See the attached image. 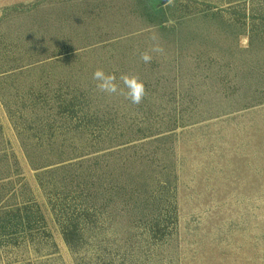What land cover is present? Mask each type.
I'll use <instances>...</instances> for the list:
<instances>
[{"label":"rangeland","instance_id":"rangeland-1","mask_svg":"<svg viewBox=\"0 0 264 264\" xmlns=\"http://www.w3.org/2000/svg\"><path fill=\"white\" fill-rule=\"evenodd\" d=\"M97 69L124 94L97 91ZM0 72V189L36 202L50 237L0 239V264H264V0H0ZM69 88L117 121L102 138L64 127ZM173 133L165 155L147 147L170 175L171 234L126 213L71 251L36 173Z\"/></svg>","mask_w":264,"mask_h":264},{"label":"trees","instance_id":"trees-1","mask_svg":"<svg viewBox=\"0 0 264 264\" xmlns=\"http://www.w3.org/2000/svg\"><path fill=\"white\" fill-rule=\"evenodd\" d=\"M49 55H33L38 58H31L24 66L20 65L21 67L10 72L27 70L64 54ZM62 59L65 60L66 57ZM69 92H74V96ZM69 92L59 104L66 108L58 115L63 120L74 122V126L64 127L68 132L73 130L85 133L90 138H102L103 129L117 122L111 112L107 113V116L110 115L107 120H102L93 105L89 90L71 91L69 88ZM128 130L130 133H137L132 127ZM174 134L147 141H144L147 139L145 136L131 138V142L119 145L111 151L92 153L93 155L78 161L66 160L55 168L46 167V170L36 173L37 182L45 192L63 240L71 251H77L83 245L86 232L103 230L113 225L117 216L121 217L126 213L134 216L133 225L147 229L156 242L164 241L171 234L170 219L175 207L168 181L170 175L166 166H160L154 160L159 151L147 154V147L157 145L165 155L163 147L169 144ZM51 135L55 137L54 134ZM107 137L110 138L111 135L108 134ZM5 153L0 150L1 162L7 157ZM61 154L64 155L65 152ZM9 178L0 177V183ZM1 190L4 189H0L1 240L7 238L17 241L25 235L31 240L38 235L50 238L45 218L36 202L9 204L8 197L15 198L16 192L10 190L7 193Z\"/></svg>","mask_w":264,"mask_h":264},{"label":"clouds","instance_id":"clouds-1","mask_svg":"<svg viewBox=\"0 0 264 264\" xmlns=\"http://www.w3.org/2000/svg\"><path fill=\"white\" fill-rule=\"evenodd\" d=\"M142 59L145 63H147L151 58L148 55H144ZM92 79L96 82V90L101 93L111 95L120 92L121 94H124L123 90L119 88L117 77L113 74L106 73L103 69H97L93 73ZM128 79L129 77L126 75L120 77V80L125 84H127ZM135 79H137L138 90L131 92V99L133 103L139 104L143 98V84L138 81V78Z\"/></svg>","mask_w":264,"mask_h":264},{"label":"water","instance_id":"water-1","mask_svg":"<svg viewBox=\"0 0 264 264\" xmlns=\"http://www.w3.org/2000/svg\"><path fill=\"white\" fill-rule=\"evenodd\" d=\"M169 0H166V2H168Z\"/></svg>","mask_w":264,"mask_h":264}]
</instances>
